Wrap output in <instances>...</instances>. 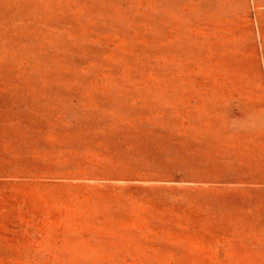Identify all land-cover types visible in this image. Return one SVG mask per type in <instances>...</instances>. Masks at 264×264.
Here are the masks:
<instances>
[{"label":"rangeland","instance_id":"rangeland-1","mask_svg":"<svg viewBox=\"0 0 264 264\" xmlns=\"http://www.w3.org/2000/svg\"><path fill=\"white\" fill-rule=\"evenodd\" d=\"M0 264H264V0H0Z\"/></svg>","mask_w":264,"mask_h":264}]
</instances>
